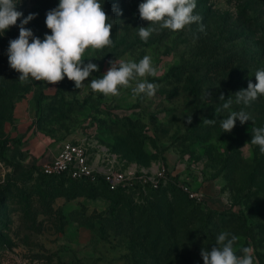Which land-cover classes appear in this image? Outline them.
Here are the masks:
<instances>
[{
	"label": "rangeland",
	"instance_id": "rangeland-1",
	"mask_svg": "<svg viewBox=\"0 0 264 264\" xmlns=\"http://www.w3.org/2000/svg\"><path fill=\"white\" fill-rule=\"evenodd\" d=\"M16 2L23 16L0 33V264H204L202 249L221 232L239 237L237 255L250 247L254 264H264V154L251 143L252 127H264V95L235 103L264 69V0H196L204 31L200 23L158 28L147 42L138 35L151 23L139 14L146 0H101L115 20L114 43L86 50L84 63L91 59L99 71L79 89L66 76L56 84L19 81L9 42L29 14H36L25 25L34 37L50 35L46 16L59 0ZM145 55L158 76L137 77L118 96L91 90L110 62ZM139 80L159 85L154 97L133 98ZM221 95L233 105L217 113ZM241 109L252 120L223 132L221 120ZM67 141L113 146L138 177L114 197L39 176ZM159 169L165 178L154 192L139 176Z\"/></svg>",
	"mask_w": 264,
	"mask_h": 264
},
{
	"label": "clouds",
	"instance_id": "clouds-1",
	"mask_svg": "<svg viewBox=\"0 0 264 264\" xmlns=\"http://www.w3.org/2000/svg\"><path fill=\"white\" fill-rule=\"evenodd\" d=\"M17 4L16 0H0V33L16 25L23 16L22 12L16 10ZM196 7V0H146L139 5V14L141 19L151 23L149 27L138 28L139 37L147 42L158 28L178 31L193 23H200L202 17L193 14ZM114 11L123 14L116 5ZM35 16L29 14L20 25L19 37L9 42L10 67L22 74L19 77L22 84L28 82L29 77L56 84L66 76L75 82L76 88H81L91 73L99 71L98 65L92 63L91 59L87 64L84 63L86 50H103L113 46L112 29L115 20L107 15L101 0H59L58 7L48 11L46 16V26L51 34H46L41 40L25 27ZM199 30L204 31L202 23ZM110 63L111 67L106 74L102 78L92 79L89 84L93 92L102 93L105 97L118 96L120 89L128 88L130 81L137 77L158 76L149 55H145L139 62L116 60ZM255 79L256 83L250 81L246 90L235 93L237 105H249L258 96L264 95V69L256 71ZM158 87L147 80H139L132 88L133 98L141 94L152 98ZM220 101L225 102L222 108L216 109L217 113L231 109L233 100L230 97L225 100L221 95ZM237 120L244 124L252 120V117L243 109L229 111L220 123L223 132H231ZM187 122H192V115L187 116ZM203 123L211 125L215 119L204 118ZM251 132V143L259 146L260 153L264 154V127H252ZM238 241L239 237L229 232L218 234L216 245L211 250L203 248L201 251L204 264H254L255 258L250 247L240 248L242 255H237L235 246Z\"/></svg>",
	"mask_w": 264,
	"mask_h": 264
},
{
	"label": "built area",
	"instance_id": "built-area-1",
	"mask_svg": "<svg viewBox=\"0 0 264 264\" xmlns=\"http://www.w3.org/2000/svg\"><path fill=\"white\" fill-rule=\"evenodd\" d=\"M91 149H96L94 155ZM126 166L125 160L98 141L92 144L87 141H67L62 144L58 154L42 166L41 171L46 176H67L74 180L97 182L103 179L111 191H117L131 187L138 177L136 172L128 170ZM140 173L139 179L150 183L153 189H158L165 178V169H159L153 175L147 171Z\"/></svg>",
	"mask_w": 264,
	"mask_h": 264
},
{
	"label": "trees",
	"instance_id": "trees-1",
	"mask_svg": "<svg viewBox=\"0 0 264 264\" xmlns=\"http://www.w3.org/2000/svg\"><path fill=\"white\" fill-rule=\"evenodd\" d=\"M39 103H41V102L39 101ZM106 146L112 152L118 154L123 160L125 159L122 156V154H120L113 146H110V145H106ZM39 176L43 177L44 179H46L47 181H50V182H60V181H67V180H69V181H73L75 183H78L77 185H89L94 190H96L98 188L105 189L108 192L113 193L114 197H119L120 195H122L125 192H127V190H129V188H121V189H119L117 191H111L109 189V187L107 186V184L103 181V179H99L97 182H91L89 180H74V179H71V178H69L67 176H59V177L46 176L45 174L42 173L41 169H40V172H39ZM159 189H160V187L158 189H153L152 191L158 192ZM112 212H113V210H112ZM154 226L161 229V226L160 225L157 226L154 221H148L147 228L149 227L150 229H153ZM163 234H164V230H163Z\"/></svg>",
	"mask_w": 264,
	"mask_h": 264
},
{
	"label": "crops",
	"instance_id": "crops-1",
	"mask_svg": "<svg viewBox=\"0 0 264 264\" xmlns=\"http://www.w3.org/2000/svg\"><path fill=\"white\" fill-rule=\"evenodd\" d=\"M59 152V151H58Z\"/></svg>",
	"mask_w": 264,
	"mask_h": 264
}]
</instances>
